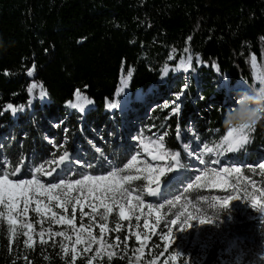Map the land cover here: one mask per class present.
Listing matches in <instances>:
<instances>
[{
	"label": "trees",
	"instance_id": "obj_1",
	"mask_svg": "<svg viewBox=\"0 0 264 264\" xmlns=\"http://www.w3.org/2000/svg\"><path fill=\"white\" fill-rule=\"evenodd\" d=\"M187 56L193 59L188 61ZM177 62L182 72L199 73L201 99H194L196 83L182 81L174 92L186 86V102L175 114L171 107H155L147 115V106L167 96L170 89L173 78L168 75L161 81L162 72ZM32 84L38 87L30 94ZM262 87L264 0H0V162L5 161L8 172L27 164L37 167L62 155L63 148L49 146L44 136H53L58 144L64 128L71 139L67 148L75 151L78 143L79 158L91 164L87 172L96 175L108 170L101 151L123 168L132 152L126 137L131 118L152 127L162 136V146L183 158L188 121L201 140L218 148L230 130L224 122L241 106L251 105V100L241 101L235 108L230 96L243 90L264 100ZM77 91L91 101L82 105L83 111L71 106L77 103ZM137 91L143 100L128 97ZM8 104L17 111L4 110ZM122 113L126 120L117 117ZM90 128L100 131L101 139L92 138L101 151L86 141ZM246 134L244 156L251 164L264 157V119ZM208 173L205 169L199 181L191 179L189 188L176 192L177 197L187 198L194 210L216 223L220 233L264 252V211L251 207L256 197L264 203V177L244 167L231 175V187L218 190L210 188ZM241 178L254 183L256 190ZM131 183L138 190L145 187L138 179ZM230 196L236 199L225 207L223 200ZM35 206L30 205L27 217L16 216L12 228L7 209L0 205L4 213L0 264L222 263L211 247L199 261L173 252L157 228L150 231V239L136 241L133 233L140 221L120 220L117 210L108 214L107 221L75 215L73 227L55 224L50 214L42 217L32 210ZM55 212L58 217H73L60 208ZM24 223L33 224L31 247L24 243ZM100 223L108 229L102 238ZM58 231L64 236H56ZM89 232L96 238L91 244Z\"/></svg>",
	"mask_w": 264,
	"mask_h": 264
},
{
	"label": "rangeland",
	"instance_id": "obj_2",
	"mask_svg": "<svg viewBox=\"0 0 264 264\" xmlns=\"http://www.w3.org/2000/svg\"><path fill=\"white\" fill-rule=\"evenodd\" d=\"M166 68L168 71L167 73H165V71L162 72L160 80L165 81L167 76L170 75V77L173 78L169 84L170 89L167 91V96L157 98L154 102H151L147 106V115L150 114L151 110L155 107L159 108L170 105L173 100L169 99L174 98L175 100L176 94L180 92L174 91L176 90V87L182 83V81H185L188 85L196 83L197 88L194 90V99L200 100L202 97L200 93L201 79L199 73L191 74L190 72H182L178 62L176 64L169 65ZM238 84L245 88V83L243 81H239ZM128 97H133L135 100L144 99L141 97L140 91H137L132 96L128 94ZM230 99L235 108L241 101L248 102L251 100L252 102L253 100H260L257 97L246 94L243 90L241 92L239 91L236 95H231ZM182 102H186L184 95H182L179 101V106ZM117 117L122 120H126L123 113ZM114 118L115 117L111 119ZM127 123L128 132L126 137L130 143L132 151L127 164L131 162V157L133 155L137 157L131 168H127L125 166L123 168H119V166L114 163L112 158L94 146V139L92 137L96 136L101 139V136H99V130L90 128V137H86V141L91 144V147H95L94 149L96 151H101L104 165L108 168V170H119L118 179L126 175H131L139 177L138 180L145 185L143 189L138 190L132 186L131 183V181L136 179L129 182L121 181L124 183V187L129 190L130 195L121 198L120 193L117 192L114 197L115 204L113 205V210H117L118 216L119 207L123 204L125 210L128 212L129 220L134 219L136 221H140L136 224L137 228L133 233L135 240L143 242L150 239V231L157 228V232L168 240L170 245L169 248H172L173 252H179L183 255L190 256L194 261L204 259L205 252H207V250L211 247L216 251V253H218L217 256L222 259L221 264H264V252L262 250L250 247L227 233H220L216 223L206 218L201 210H194L192 208L193 205L189 204V200H187V198L182 200V198H178L176 194V192L180 193L186 191L189 188L190 180H196V177H200L201 172L203 170L205 171V169L210 171V173H208L210 188L218 190L231 187V175L237 173L235 171L236 168H240L241 170V168L244 167H251L252 170H257V176L264 177V169L259 167L260 164L264 163V157L256 158L253 163L250 164L248 156H244L248 139L247 142L242 144L240 147L230 150L229 144L226 141L229 132L227 131L220 147L215 148L209 143L201 140L194 124L191 123V121H188L184 128V134L188 141L184 145L186 156L183 158L179 153H172L170 150H166L160 142V137L162 136L159 135V133L152 127L143 125L142 121L138 118H131L127 121ZM113 125L115 127L116 124L113 123ZM53 126L56 128V123H54ZM66 130L67 129L64 128L58 144H56L53 136H44V139L49 146L55 147L63 145V149H61L62 153L67 151L71 160L84 162L83 166H81L80 164L74 165L70 160H66L64 163L69 168H72V172L68 173L66 178L71 179L70 176L74 174H77L75 178H80L85 174L94 175L87 172L89 169L88 162L82 161V159L79 158L80 145L76 143L77 149L75 151L67 148L66 145L70 144L71 139L68 135H65ZM109 131V135H111L112 130L109 129ZM147 132H149V134ZM1 142L2 140H0V144ZM209 148L212 149L211 152L208 151ZM58 158L59 156L57 158L45 160L39 163L37 167L41 164L44 166V173L37 174L38 176H41L42 182H47L51 179V177H48L45 173L52 168H56L57 171L61 172V177H64V171H61L63 165H59ZM243 158L245 159L244 161ZM200 160H204L205 163L201 164ZM1 162L2 165L5 166L4 170L7 171L5 161L1 160ZM34 168L35 167L31 164H27L26 167L22 169L21 173L15 178L30 179L29 169L34 170ZM170 168L171 170H169ZM157 169H163V173L161 174L158 171H152ZM225 169L228 171L225 172ZM108 170L96 175H107ZM152 176H159L158 183L153 182L151 179ZM241 179L247 181L248 186H250L253 191L256 190L254 183L248 181L246 178ZM153 189L156 190L155 195L151 194V190ZM71 195L76 196L77 193L72 192ZM137 197L138 200L136 199ZM40 199H43L45 203H48L46 198L40 197ZM169 201L172 203H169ZM94 202L99 204V201ZM108 202L112 203L111 200ZM33 203H35V198ZM84 203V211L90 213V215H95L96 219L100 220L99 214L104 211L103 208H99L96 214H92L91 209L87 206V202L84 201ZM149 205H152V207L149 208ZM49 206L52 207L53 211H57V207L54 206V202ZM251 207L256 210H261L264 209V203H261V201L256 197L251 203ZM67 211L72 212V204L68 205ZM75 215H80L79 206H77ZM65 217L67 219H73V217ZM201 219L209 222L201 224L199 222ZM173 220L176 221L175 224L172 223ZM137 236H139V239H137ZM213 243L215 245H213Z\"/></svg>",
	"mask_w": 264,
	"mask_h": 264
},
{
	"label": "snow or ice",
	"instance_id": "obj_3",
	"mask_svg": "<svg viewBox=\"0 0 264 264\" xmlns=\"http://www.w3.org/2000/svg\"><path fill=\"white\" fill-rule=\"evenodd\" d=\"M187 52V49L185 50ZM188 61H191L193 58L191 56L186 57ZM190 68V64H189ZM188 70V69H185ZM165 73H167L168 69H164ZM31 76L33 73L31 70L27 73ZM128 75L130 76L131 73L129 72ZM127 81H125V84ZM38 85L32 84L31 87L28 88V92L31 94L34 89H36ZM186 90V86L181 89L180 93L176 94L175 100L171 102L170 105H166V107H171L172 112L175 114L179 110V101ZM261 91H264V87L261 88ZM39 95L41 97L45 96L46 93L42 90ZM77 103L72 104L73 108L80 109L83 111L82 105L89 104L91 101L87 99V97L81 96L79 91L76 93ZM119 105H113V107H118ZM4 110H11L13 113L17 111V109L12 105H6ZM162 141V137H160ZM247 134L244 133L243 129H230L228 132V137L226 141L229 144V149L233 150L235 148L240 147L242 144L247 142ZM55 147H63V145L55 146ZM209 152L212 151L211 148L208 149ZM175 158V157H173ZM59 165H63L61 171H64V177H61V172L57 171L56 168H52L51 170L47 171L45 174L51 179L47 182H42L41 176H38L39 173H44V166L41 164L39 167H35L34 170L29 169L30 179L19 178L16 179L22 169L20 167H14L11 172L5 171V166L2 165L0 162V205H3L5 209H7V223L10 227L14 228L17 224L16 216H24L27 217L29 212L30 205L33 203L35 198V208L32 209L35 213L41 215L42 217H47L50 214L51 221L55 224H67L70 226H74V219L77 210V206L80 208V215L81 218L88 217L91 220H95V215H90L84 211L85 203L87 202V206L91 209L92 214H96L99 208H103V212L99 214V219L101 221L108 220V214L113 212V205L115 204V195L117 192L120 193L121 198L130 195V192L127 188L124 187L123 182H129L133 179H138L139 177H134L131 175H126L121 178H117L119 174V170H108L107 175H82L80 178L75 179H67L68 173L72 172V168H69L64 162L66 160H70L72 164H80L83 166L84 162L71 160L69 157V153L65 151L63 155L59 156ZM137 157L133 155L131 157V162L125 167L131 168L133 163H135ZM200 163H205L204 160H200ZM58 165V166H59ZM91 167V164H88ZM259 167L264 169V163L260 164ZM66 169V170H65ZM171 170V168L169 169ZM152 171H158L161 174L163 173V169H157ZM225 172L228 170L225 169ZM235 171L237 173L240 172V168H236ZM151 179L153 182L159 181V176H152ZM197 181L201 179V177H196ZM122 190V191H121ZM76 192V196H72L71 193ZM156 190H151V194L155 195ZM40 197H44L47 199L48 203H45L43 199ZM138 200V197L136 198ZM230 199H236V197H227L223 200V204L226 207ZM111 200L112 203L108 201ZM94 201H99V204L95 203ZM21 202L23 203V208H20ZM54 206L64 211L68 210V205L72 204V214L73 219H67L65 216L60 215L52 210V207L49 205L53 204ZM169 203H172L169 201ZM152 205H149L151 208ZM264 211V209H261ZM4 213L0 212V216H3ZM119 219L123 221L129 220L128 212L125 210L123 204L119 207ZM201 224L208 223L204 219L199 221ZM173 224L176 223L175 220L172 221ZM26 231H24L23 235L27 237L24 241L25 245L31 247L32 245L29 243L33 240L31 233L33 231V224L32 223H24L22 225ZM120 225L117 224L116 228L119 229ZM83 229V225L81 226ZM100 236L103 237L105 231H107V224L100 223ZM51 232V229L48 230ZM45 232L43 230L40 231L39 236L43 238ZM56 236H64L63 232H56ZM89 244L93 241H96L95 237L91 236V232H89ZM118 239V238H117ZM139 239V236H137ZM41 243H46L43 239L40 241ZM81 242L80 235L76 236V243L79 244ZM101 242V241H97ZM88 250L87 248L85 249ZM74 251V249H73ZM72 259H75L73 256ZM173 260L176 259L175 256L172 257Z\"/></svg>",
	"mask_w": 264,
	"mask_h": 264
},
{
	"label": "clouds",
	"instance_id": "obj_4",
	"mask_svg": "<svg viewBox=\"0 0 264 264\" xmlns=\"http://www.w3.org/2000/svg\"><path fill=\"white\" fill-rule=\"evenodd\" d=\"M254 105V106H251ZM251 105L245 104L232 114L224 123L230 129H243L244 133L264 119V100H253Z\"/></svg>",
	"mask_w": 264,
	"mask_h": 264
}]
</instances>
